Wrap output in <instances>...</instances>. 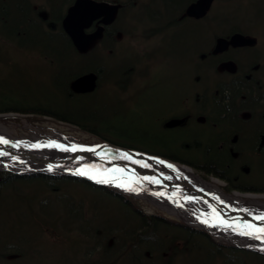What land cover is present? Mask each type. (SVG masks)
<instances>
[{
	"label": "rangeland",
	"instance_id": "obj_1",
	"mask_svg": "<svg viewBox=\"0 0 264 264\" xmlns=\"http://www.w3.org/2000/svg\"><path fill=\"white\" fill-rule=\"evenodd\" d=\"M55 1L30 0L32 3L31 7L44 12V18L47 17L46 12L50 10L49 7ZM100 1L117 2V0ZM121 1L126 4L131 2V0ZM171 1L182 6L186 0ZM249 1L248 3L246 0H217L214 9L208 15L209 21L212 20L213 22L197 23V25L189 23L192 26H181L182 28L167 30L165 33L162 32L164 30L163 27L173 29V26H169V23L175 20L180 7L175 8V11H173L172 8L153 0H135L131 7H125V10L114 25V28L119 32L122 31L123 34L114 40L117 47L114 50L109 51L106 49L104 52L101 51L102 53L99 51V53L105 57L107 62L115 61L121 63L127 61L134 63V70L130 74L131 78L133 77V87L129 91L140 90L141 88L147 89L146 93L138 94L129 103L119 108H127L129 110L128 117L130 120H124L120 115L113 116L111 113L113 110L111 107L112 96L111 92L107 90L108 87L100 94L95 95V102L91 99L78 101L71 98L67 99L65 97L66 87L64 82L66 78L59 76V71L54 69L56 67L54 64L57 65L54 59L58 57V54H64L63 50L67 48L68 44L60 41L58 36L45 34L38 24L23 22L26 24L21 23V25H24L21 26L18 23L20 14L10 2V14L5 15L6 19L5 17L2 19L3 12L1 13L0 11V60H7L6 62L0 61V84H4L7 87L0 88V92L5 94L6 98L16 102V105H41L43 107L52 105L70 113L72 112V115L81 121L82 119L94 117L99 126H102L99 121L106 118L105 125L111 130V136H115L116 129L123 132L127 137L141 139L144 134L139 133L141 129L140 122L147 124L152 122L157 115L166 116L168 110L177 106L178 101L182 97L188 98L194 95V90H190V88L193 82V86H196L199 81L198 76H196L192 82L194 69L192 70L188 65V62H191L188 58L195 57L200 51L209 52V50H213L214 38H212V34L221 28V24L231 23L239 26L240 28L235 27L258 39V51L264 50V29L259 25V22L263 21L255 15L257 2L255 0ZM57 2L64 1L57 0ZM73 2L74 0H69L66 6L64 5V15L67 13L66 9ZM155 2L158 3L157 7L163 10L161 13L154 11L157 10ZM153 5L152 10L149 9V6ZM58 8L56 15L61 16L63 7L59 5ZM146 9L150 10L151 15L150 12H139ZM231 24L223 25V28L218 33L221 34L229 27L234 26ZM197 47L198 50L191 54L192 48ZM60 48L61 51L59 50ZM166 55H169V57L166 58ZM182 56L186 58H182ZM60 57L62 62L73 63L72 55L65 54ZM134 60L138 61L133 62ZM115 66L116 64H111L109 67L114 68ZM66 70L64 69V71ZM108 82L109 80H104L100 85L103 88ZM121 82L122 80L118 81L116 85L120 90L119 86H128L129 84H121ZM188 92L189 95L185 96ZM13 113L19 115L0 114V124L5 125L10 133L20 139L29 137L33 133H41L56 135V137L74 138L82 143L92 141L87 133L81 131L77 126L66 124V122L47 116ZM138 118H142V120L138 121ZM99 129H102V127ZM95 142L98 143L97 141ZM0 173L2 174L3 170H0ZM57 184L53 183L42 187V189L33 185L34 194H32L33 189L26 186L28 187H25L27 197L22 193L4 191L3 196L0 198V242L2 239H10L12 242H22L26 245L39 243L42 250L36 258H30L27 261L19 259L5 260L9 262L8 264H86L87 261L82 257L85 253L88 254L86 259L91 261V263H94L95 260L99 261L100 250L96 247L95 239L92 237L95 233L92 230H95L96 227L93 223H86L88 228L84 238L80 234L82 230L77 227L73 230V233H68L69 229L72 230L68 227L64 228V230L51 228V226L48 228V224L54 225L56 220L61 218L60 208L73 207L72 201H67V196L65 195L69 190L68 187H66L64 192V187L63 189L59 187V185L63 186V183L58 182ZM75 188L81 191L77 194L78 196L75 200L85 210L94 212L96 222L100 227L104 228L103 226L108 223L114 225L121 221V209L109 196L104 197L97 192L84 190L79 187ZM61 192H64V196ZM59 196L61 197L59 198ZM27 201L32 205L31 208L35 210L36 218L40 221L37 222L39 224L37 226L39 228L38 232L29 225L28 213L30 211L27 209ZM12 202H14L13 207ZM5 207L12 208V211L17 215V219H13V222L7 225L6 222L9 217H6ZM139 208L150 216L167 215L166 212L160 211L151 204L140 203ZM87 216L89 219L91 218L90 214ZM140 231L138 230V233ZM56 234L59 238L61 235L73 234V238H78L80 243L78 245L73 242L74 240L63 243L61 239L52 237ZM40 236L42 237L40 238ZM212 237L216 243H222L227 246L232 245L229 241H221L219 237L216 238L214 235ZM43 241L55 244L52 255H48L49 250ZM177 245L180 247L178 250L183 251V244L177 243ZM39 246L38 244L33 245L36 249H39ZM23 251L25 252V248H23ZM202 254L206 255L205 250H203ZM164 255L166 257V254ZM194 256L191 258H194ZM200 258L203 264H210V262L206 263V261H209L208 258L205 259L203 256ZM199 260L196 259V261ZM247 260L251 264H264L263 260L255 259L251 256ZM178 261L179 258L176 262L178 263ZM185 264H191V261L188 260Z\"/></svg>",
	"mask_w": 264,
	"mask_h": 264
},
{
	"label": "trees",
	"instance_id": "obj_2",
	"mask_svg": "<svg viewBox=\"0 0 264 264\" xmlns=\"http://www.w3.org/2000/svg\"><path fill=\"white\" fill-rule=\"evenodd\" d=\"M11 1L12 0H9V2L4 3L2 0H0V11L1 13L3 12L2 19L4 17L6 19L5 15L10 14ZM13 1H15L13 5L17 8V12L20 14L18 19V23L20 25L21 23L38 24L41 26L45 34L55 37L58 36L60 41H64L66 44H68L67 48L63 50L64 54L60 53L58 54V57L54 59L55 62H57V65L54 64V66H56L54 69L59 71V76L66 78L64 82L66 87L65 97L67 99L71 98L72 100L75 99L77 101L85 99L83 95L76 94L70 87V84L82 74L90 73L91 71L96 72L102 81L104 78L113 79L130 76V74L133 72V63H127L125 61L119 65H116L114 68L106 67L104 64V56L100 55L99 53V51L104 52L103 47L105 46H107V50L109 51L116 47L114 40L112 41V38H115L118 31L114 27H110V29L107 30L106 37L103 39V41H101L102 44L100 47H97L88 55L77 53L70 38L62 30V20L65 13L64 5H66L69 0H64V2H57L56 0L49 7L50 10L46 12L47 17L45 18L43 16V11L36 10L35 8L31 7L32 5H30V7L27 6L23 0ZM193 1L195 0H186L182 6H179L171 0H165L163 3L166 7L172 8L173 11H175V8L180 7L181 12H183L185 11L187 5ZM59 5L63 7V14H61V16L56 15V11L59 10ZM260 11L261 9L256 6L255 15L257 17L262 16ZM176 22L177 19H175L174 22L169 23V26L175 24ZM231 31L242 32L241 29L239 30L237 28H233ZM197 48L192 49L196 51ZM59 50L61 51V48ZM65 54L72 55L73 63L69 64L68 61L62 62L60 56ZM203 55H207L206 52L199 54L198 59H200ZM50 59L52 61L51 56ZM0 61L6 62L7 60ZM64 69L67 70L64 71ZM0 88L2 89L7 87L4 86V84H0ZM15 103L16 102H13L12 99L6 98L5 94L0 92V113L17 112L27 115L32 114L42 117L47 116L68 124L72 123L80 125L82 123L81 120L75 118V116L72 115V112L70 113L61 108L53 107L52 105L43 107L41 105H16ZM181 161L188 165L192 160L181 159ZM58 182L63 183V186L59 185L60 188L63 189V187H68L69 190L67 193H65V195L67 196V201H72L73 207L60 208L59 213L61 218L57 219L54 225L48 224V228L51 226V228L53 227L64 230V228L68 227L72 229H69L68 233H73V230L77 227L78 229L82 230L80 234L84 238L86 237L85 232L88 228L86 223H93L96 227L95 230H92L95 231L94 236L92 237L95 239L96 247L100 250V259L99 261L95 260L94 263H91V261L86 259L88 254L85 253L83 255L82 250V257L85 261H87L86 264H185L188 260L191 261V264H203V261L200 258L201 256H203L205 259L214 257L215 261H206V263L210 262V264H213L214 262L217 264H251L249 263V260H247L250 258V256L255 259H262L264 261V257L261 255L259 256L253 252L236 250L230 247H225L219 243H215L207 232H202L196 229L194 230L185 224L178 223L175 220L172 221L164 215H147L141 208H139V203L134 202L132 199L123 197L120 194L117 195L108 188L94 186L80 179H72L66 176L50 177L42 174L22 177L11 173H0V198L3 196L4 191L6 190L10 193H22L27 197L25 190L28 187L33 189L32 194H34L33 185L39 186L42 189V187L46 185H52L53 183L57 184ZM74 186L84 190L87 189L88 191H93L95 193L97 192L104 197L109 196L111 200L114 201L115 204H117L121 209V221L114 225L111 223H108L105 226L102 225L104 228L98 226L94 212L85 210L82 205H80L79 202L75 200V198L78 196L77 194H79L81 191L76 189ZM64 192H61V194ZM13 204L14 202H12V207ZM26 205L28 211H30V213H28L30 219L29 225L38 232L37 222L40 221L37 220L36 212L31 208L32 205L28 201ZM5 211L7 212L6 217H9L6 225L12 223L13 219H17V215L12 211V208H6ZM88 214L91 216L90 219L87 216ZM138 230L141 231L138 233ZM170 233H173V235ZM41 237L42 236H40V238ZM52 237L61 239V242L63 243L71 242L73 240V242L77 243L78 245L80 243L78 238H73V234H69L67 236L61 235L60 238L56 234ZM43 242H45L49 250L48 255H52L55 244L47 243L46 241ZM0 243H2L0 246V264H8L9 262H6L5 260H9L10 256H17V259L27 261L30 260V258H36L42 251L39 243H35L38 244L39 249L33 247V245H35L34 243L26 245L22 242H12L10 239H2ZM177 243L183 244V251L178 250L180 247L177 245ZM23 248H25V252L23 251ZM203 250H205L206 255L202 254ZM164 254H166V257ZM193 255H195L194 258L190 260ZM178 258L179 261L177 263L176 260H178ZM196 259L200 260L196 261Z\"/></svg>",
	"mask_w": 264,
	"mask_h": 264
},
{
	"label": "flooded vegetation",
	"instance_id": "obj_3",
	"mask_svg": "<svg viewBox=\"0 0 264 264\" xmlns=\"http://www.w3.org/2000/svg\"><path fill=\"white\" fill-rule=\"evenodd\" d=\"M26 5H32L30 0ZM257 7L264 22V0H257ZM183 15L178 17L181 24L189 20L181 19ZM233 33L224 37L230 38ZM256 49L257 46L231 48L219 55L201 56L203 66L219 71L215 84L194 87L200 91L192 101L190 97L188 101L182 99L166 116L157 115L147 124L140 122L139 133L144 134L141 139L127 137L116 129L115 136H111L106 118L99 121L102 126L94 117L82 119L77 128L87 133L93 143L138 149L166 160L181 162L188 158L192 160L188 165L194 169V179L215 183L224 196H264V50ZM231 62L235 72L219 70ZM146 91L111 93L113 116L130 120L129 110L119 108ZM90 99L95 100V96Z\"/></svg>",
	"mask_w": 264,
	"mask_h": 264
},
{
	"label": "water",
	"instance_id": "obj_4",
	"mask_svg": "<svg viewBox=\"0 0 264 264\" xmlns=\"http://www.w3.org/2000/svg\"><path fill=\"white\" fill-rule=\"evenodd\" d=\"M215 0H197L195 3L189 5L186 10L185 16L193 19H204L213 7ZM121 5L112 4L108 2H97L95 0H77V2L68 9V14L63 20V30L67 33L77 49L78 53L87 54L92 48L97 46L100 40L104 37L105 27L112 25L119 14ZM97 22V29L93 33H87V31L93 27ZM256 44V40L252 37L244 36L243 34H234L230 39L220 37L215 45L214 54L224 53L233 48L251 47ZM98 76L94 73L80 76L77 80L71 83L70 87L77 94H92L97 88ZM7 140V139H6ZM9 141V140H8ZM10 145H0V162H3L2 167L10 169L11 167H22L26 173H32V169L39 173H45L49 175H68L71 177H78L85 179L91 183L97 184L101 187H109L114 192L120 193L124 196H129L136 201L153 204L160 210H164L169 215H173L178 219H184L185 222L192 225H197L201 229H206L215 236L229 238L233 242H237L236 246L243 247L242 242H249L252 239L253 242H259V240L250 238L248 236H242L238 233L240 231H253L255 228L264 227V220L257 219L256 216L245 213L243 211L224 209L218 203L205 202L204 206L209 205L210 211H202V207L198 204L189 203L184 197V191L181 190L183 184L173 183L169 177L159 170V165L152 158H144L143 156L136 155L134 153L126 152L132 157V160L138 161V163H132L130 160L120 158L119 154L113 155L108 162H104L101 159L95 157L90 165L85 161V158H80L76 155L69 157V159L63 158L57 159L55 156H45L39 153H35L30 149L24 151V148H16L11 146L13 142L9 141ZM8 148L9 150H6ZM11 148V149H10ZM36 151V150H35ZM6 159H4V157ZM13 157L16 159L14 160ZM95 160L99 161V164L95 165ZM141 164H147L148 167H142ZM101 172L106 170L120 168L124 170L122 179L131 180L132 187L137 191H126L121 188L115 187L114 184H101L94 180L87 178L86 176H78L73 173L78 169L92 166ZM158 165V166H157ZM51 167L52 171L49 172L48 168ZM48 171V172H46ZM115 175H120L116 173ZM138 181V183H137ZM151 181H158L153 183ZM163 193V195H157ZM181 195V196H180ZM196 202V201H191ZM188 205H192L193 208L188 210ZM203 205V204H202ZM192 215L191 217H188ZM193 220V221H192ZM202 220H207L208 224L201 223ZM224 221L232 227L225 229L224 225L220 223ZM216 225V226H212ZM245 225H252V229H246ZM264 236V234H259ZM249 241H248V240Z\"/></svg>",
	"mask_w": 264,
	"mask_h": 264
},
{
	"label": "bare ground",
	"instance_id": "obj_5",
	"mask_svg": "<svg viewBox=\"0 0 264 264\" xmlns=\"http://www.w3.org/2000/svg\"><path fill=\"white\" fill-rule=\"evenodd\" d=\"M0 137H3L4 139H7L11 142H13V144H19L20 148H24V151H27V150H30V149H33L31 148L30 146L33 145V144H48L50 142H55L57 144H61L63 145L65 148H72L73 146H76L77 149L80 148V146H78L77 142L74 141L73 139L72 140H69V139H66L64 138L63 136L62 137H56V135H46V134H36V133H33L32 135H30L29 137H24V138H18L16 136H14L12 133L9 132V130L5 127V125L3 124H0ZM12 144V145H13ZM7 145H10L9 143ZM11 145V146H12ZM11 149V148H10ZM6 150H9L8 148H6ZM36 150V151H35ZM33 152L35 153H39L41 155H45V156H55V158L57 159H69V157L73 156V155H76V157L78 156H83V155H87V152H82V151H69V152H65V151H61L60 149H57V148H40V149H34L32 150ZM30 153V151H27ZM85 153V154H83ZM106 153V152H105ZM103 152V154H105ZM83 154V155H81ZM4 157V156H3ZM4 159H6L4 157ZM0 160H2L0 158ZM3 162H0V170L2 167ZM17 168V170H25L21 167H15ZM166 170V168H164ZM183 172V184L185 185V187L188 189V190H191L192 193L195 192L196 194H198L199 198L201 199H204V197H206L207 194H204V195H201L200 193H209L211 194L212 196V192H213V196H216L217 199L215 200V202H218L219 204L221 202H225L227 203L230 207L234 208V209H239L241 211H245V213H250L254 216H262L264 215V200H262V198L258 197V198H255V197H251L250 199H241L239 196H236V197H228V196H224L222 195L218 189H215L216 186H214L212 189H210L209 185L207 184H195L193 183L194 181V172L193 171H190L188 170L187 168L182 170ZM171 173L172 174H176V176L178 175V170H171ZM186 177V179H185ZM193 184H192V183ZM198 187H199V190H198ZM215 190V192H214ZM214 202V201H212ZM193 206L192 205H188V210L192 209ZM192 215H189L188 217H191ZM184 220V219H182ZM193 221V220H192ZM230 241V240H229ZM243 244L247 245V246H252L251 243L252 242H242ZM253 247V246H252ZM256 248V246H254ZM264 249L261 248V250Z\"/></svg>",
	"mask_w": 264,
	"mask_h": 264
},
{
	"label": "snow or ice",
	"instance_id": "obj_6",
	"mask_svg": "<svg viewBox=\"0 0 264 264\" xmlns=\"http://www.w3.org/2000/svg\"><path fill=\"white\" fill-rule=\"evenodd\" d=\"M9 143L8 140L4 139L3 137H0V145H7ZM13 147L18 148L20 145L19 144H13ZM33 149H40V148H57L60 149L61 151H65V152H69V151H82V152H95L96 149L95 148H79L77 149L76 146H73L72 148H65L63 145L61 144H57L55 142H50L48 144H33L30 146ZM120 158L125 159V160H130L132 163H138V161L136 160H132V157L129 156L126 153H120ZM13 159L15 160L16 158L13 157ZM160 163H163V161H160ZM142 167H148L147 164H141ZM169 168H171V165H168ZM48 171L51 172L52 168L49 167ZM116 173H119L120 175H115ZM74 175H78V176H86L87 178L94 180L97 183H101V184H114L115 187L117 188H121L124 189L126 191L132 192V191H137V189L132 187V181L131 180H124L122 179V176L124 175V170L120 169V168H114V169H110V170H106L104 172L99 171L98 169H96L95 167L89 166L86 168H81L78 169L76 172L73 173ZM153 183H158V181H151ZM138 183V181H137ZM157 195H163V193H158ZM257 219L259 220H264V216H259L257 217ZM201 223L203 224H208L207 220H202ZM220 223L222 225H224L225 229L232 227V225L227 224L224 221H220ZM212 226H216V225H212ZM246 229H252L253 226L252 225H245L244 226ZM239 235L242 236H248L250 238L256 239V240H260V241H264V236L259 235V234H264V227L261 228H255L253 231H240L238 233ZM262 251H264V249H262Z\"/></svg>",
	"mask_w": 264,
	"mask_h": 264
}]
</instances>
